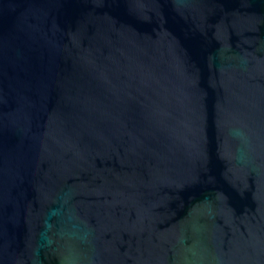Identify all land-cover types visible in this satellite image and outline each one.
<instances>
[{
	"label": "water",
	"instance_id": "95a60500",
	"mask_svg": "<svg viewBox=\"0 0 264 264\" xmlns=\"http://www.w3.org/2000/svg\"><path fill=\"white\" fill-rule=\"evenodd\" d=\"M0 264H264V0H0Z\"/></svg>",
	"mask_w": 264,
	"mask_h": 264
}]
</instances>
